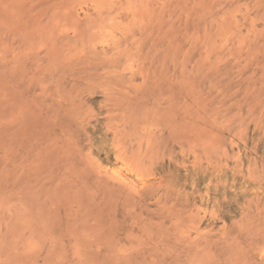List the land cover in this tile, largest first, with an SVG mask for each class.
Here are the masks:
<instances>
[{
  "label": "rangeland",
  "instance_id": "rangeland-1",
  "mask_svg": "<svg viewBox=\"0 0 264 264\" xmlns=\"http://www.w3.org/2000/svg\"><path fill=\"white\" fill-rule=\"evenodd\" d=\"M0 264H264V0H0Z\"/></svg>",
  "mask_w": 264,
  "mask_h": 264
},
{
  "label": "bare ground",
  "instance_id": "bare-ground-1",
  "mask_svg": "<svg viewBox=\"0 0 264 264\" xmlns=\"http://www.w3.org/2000/svg\"><path fill=\"white\" fill-rule=\"evenodd\" d=\"M115 171V170H114Z\"/></svg>",
  "mask_w": 264,
  "mask_h": 264
}]
</instances>
